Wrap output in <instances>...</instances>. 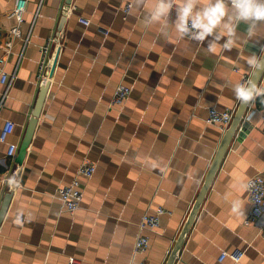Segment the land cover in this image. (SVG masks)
Instances as JSON below:
<instances>
[{
  "label": "crops",
  "instance_id": "0c3cea01",
  "mask_svg": "<svg viewBox=\"0 0 264 264\" xmlns=\"http://www.w3.org/2000/svg\"><path fill=\"white\" fill-rule=\"evenodd\" d=\"M152 3L27 0L19 21L10 16L15 0H0L5 36L17 26L22 31L6 55L9 79L0 80V123H16L8 141L0 140V209L11 192L0 221V264H70V255L81 264H139L142 257L167 263L226 130L206 122L209 106L238 108L234 88L264 53V24L249 34L241 22L231 47L216 41L209 48L207 40L179 35L170 21L166 28L146 23ZM51 35L54 64L43 82L41 47ZM121 82L133 91L113 105ZM258 88L249 106L264 101V74ZM244 121L247 129L238 128L175 264H264V205L246 221L253 207L247 181L264 170V119L256 113ZM9 142L18 144L14 156ZM86 156L97 166L90 177L78 174ZM77 176L84 196L71 213L53 193ZM161 205L170 212L160 227L141 230L143 213ZM141 232L150 245L135 254ZM223 250L244 253L239 261L221 260Z\"/></svg>",
  "mask_w": 264,
  "mask_h": 264
},
{
  "label": "built area",
  "instance_id": "2783aa9c",
  "mask_svg": "<svg viewBox=\"0 0 264 264\" xmlns=\"http://www.w3.org/2000/svg\"><path fill=\"white\" fill-rule=\"evenodd\" d=\"M27 0H15L14 7L10 12V16L16 17L19 21L23 19L24 12L26 10ZM133 7V1H128L124 7V13L127 16ZM82 22L86 24L91 23L90 17L80 16ZM105 33H109V29L103 28ZM11 32L13 33L12 37L5 36L4 28L0 24V47L4 48L6 54L0 56V80L2 82H7L9 79V72L6 69V60L7 56L11 52V49L14 45V37L20 36L22 34L19 27H14ZM187 35V34H185ZM189 36V35H187ZM56 35H51L48 40L41 47V57H40V68L39 75L43 82H45L51 71V68L54 64L52 48L56 43ZM251 74H244L241 82H248ZM133 91V87L130 84L121 82L117 85L114 95L111 100V104H123L127 101ZM249 110L246 111L245 118H251L254 114L259 113L264 119V101L260 104H255L249 106ZM236 109L227 108L220 109L216 105L209 106V115L206 117V122L219 126L222 130H225L231 123ZM16 123L12 119H6L3 123H0V140L8 141L10 134L15 130ZM18 144L15 142H9L8 154L14 156L18 152ZM97 166L96 163L90 158L85 157L82 163L79 166L78 174L91 176ZM248 196L252 202V210L248 215L246 221L249 222L255 215L259 212L261 207L264 205V170L259 171L249 178L247 181ZM53 195L58 197L65 206V209L71 213H74L81 204V201L84 196V189L81 184L80 177H75L71 183L59 185ZM170 212L164 206H158L152 211H145L139 221V226L141 230L153 231L160 227L161 225V216L163 213ZM150 245V236L148 233L141 232L135 241L134 253L143 254ZM242 250L228 251L223 250L220 259L223 260L227 256H231L235 261H239L243 255ZM83 258L77 255H70L69 263L70 264H81ZM139 264H148L146 258H141Z\"/></svg>",
  "mask_w": 264,
  "mask_h": 264
},
{
  "label": "clouds",
  "instance_id": "9594fccd",
  "mask_svg": "<svg viewBox=\"0 0 264 264\" xmlns=\"http://www.w3.org/2000/svg\"><path fill=\"white\" fill-rule=\"evenodd\" d=\"M175 8V19L171 11ZM170 21L179 35H189L197 41H208L212 48L222 41L225 48L232 46L238 26L243 22L249 34L264 24V0H154L145 14L146 23H160L166 28ZM235 94L242 101H249L261 92L255 81L235 85ZM14 178L10 177V180ZM236 204L234 203V207Z\"/></svg>",
  "mask_w": 264,
  "mask_h": 264
},
{
  "label": "water",
  "instance_id": "95a60500",
  "mask_svg": "<svg viewBox=\"0 0 264 264\" xmlns=\"http://www.w3.org/2000/svg\"><path fill=\"white\" fill-rule=\"evenodd\" d=\"M72 0H67V3H70ZM63 21H64V18H63ZM54 70V68L52 69ZM263 74H264V53L262 54L259 62L257 63L254 71L252 72L251 76H250V79L249 81H255V83L257 84V87L259 86V83L263 77ZM46 92H45V89L42 91L41 95H40V98H39V103L37 105V108L35 109V112H34V116L32 117L31 119V122H30V125H29V131H28V134L20 148V151H19V154L22 153L24 154L25 151H26V147L28 145V142H29V139L31 138V135H32V132L34 131V128H35V125L37 123V120H38V116L40 115L41 113V110H42V106H43V103H44V99H45V95ZM252 100V99H251ZM251 100L245 102V101H242L240 102L238 108L236 109L235 111V114H234V117L231 121V123L229 124V126L226 128L225 130V133L223 135V138L221 140V143L219 145V148L214 156V159L212 161V164L210 166V169L205 177V181H204V184L196 198V201L189 213V216L187 218V221L185 223V226L179 236V239L177 241V244L175 245L168 261L166 264H175V261L177 259V256L179 254V251L181 249V246L183 245L184 241H185V238L189 232V230L191 229L195 219H196V216L200 210V207L207 195V192L209 190V187L211 186V183L219 169V167L221 166V163L229 149V146L233 140V138L235 137L236 133H237V130L238 128L241 126V130H245L247 129V126H246V123L247 121L245 122L244 121V116H245V113L249 107V104L251 102ZM10 198H11V192H8L2 205H1V209H0V221L2 220L5 212H6V209L8 207V204H9V201H10Z\"/></svg>",
  "mask_w": 264,
  "mask_h": 264
}]
</instances>
